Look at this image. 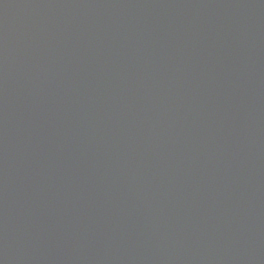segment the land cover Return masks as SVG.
<instances>
[{"label": "water", "instance_id": "1", "mask_svg": "<svg viewBox=\"0 0 264 264\" xmlns=\"http://www.w3.org/2000/svg\"><path fill=\"white\" fill-rule=\"evenodd\" d=\"M0 264H264V0H0Z\"/></svg>", "mask_w": 264, "mask_h": 264}]
</instances>
